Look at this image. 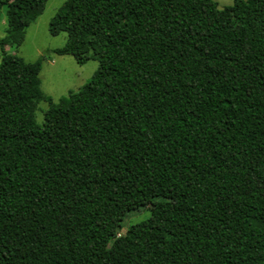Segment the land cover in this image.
Here are the masks:
<instances>
[{"label":"trees","instance_id":"1","mask_svg":"<svg viewBox=\"0 0 264 264\" xmlns=\"http://www.w3.org/2000/svg\"><path fill=\"white\" fill-rule=\"evenodd\" d=\"M47 1L0 0V264H264V0H65L98 68L38 126L44 57L3 54Z\"/></svg>","mask_w":264,"mask_h":264},{"label":"rangeland","instance_id":"2","mask_svg":"<svg viewBox=\"0 0 264 264\" xmlns=\"http://www.w3.org/2000/svg\"><path fill=\"white\" fill-rule=\"evenodd\" d=\"M65 0H48L42 14L32 21L26 28L23 40L16 43L12 40L6 42L4 47V60L9 66L13 65L14 57L18 56L28 62H33L43 56L42 68L39 73L40 91L43 99L36 104L34 120L41 126L44 120V113L51 104H57L69 93L77 91L86 84L98 68L96 60H88L83 65H78L71 56H59L52 50L62 47L66 41V34L59 33L52 36L48 32L51 19ZM218 8L231 5L234 0H213ZM6 10L0 14V39L6 36ZM2 53L0 49V62ZM169 190L162 188L158 199L167 197ZM150 217L148 207L134 210L126 214L118 230L123 235L131 225H137L141 233H147L152 229L151 225H142ZM182 231L177 228L175 232Z\"/></svg>","mask_w":264,"mask_h":264}]
</instances>
